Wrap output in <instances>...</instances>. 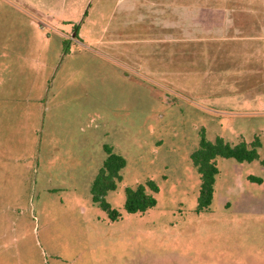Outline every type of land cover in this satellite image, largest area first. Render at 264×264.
Wrapping results in <instances>:
<instances>
[{
	"label": "rangeland",
	"instance_id": "1",
	"mask_svg": "<svg viewBox=\"0 0 264 264\" xmlns=\"http://www.w3.org/2000/svg\"><path fill=\"white\" fill-rule=\"evenodd\" d=\"M125 2L0 0V264H264L260 5L187 35L141 29ZM202 129L262 147L217 158L199 211ZM104 144L127 160L106 195L117 220L92 199ZM149 179L156 205L128 212L126 187Z\"/></svg>",
	"mask_w": 264,
	"mask_h": 264
},
{
	"label": "trees",
	"instance_id": "2",
	"mask_svg": "<svg viewBox=\"0 0 264 264\" xmlns=\"http://www.w3.org/2000/svg\"><path fill=\"white\" fill-rule=\"evenodd\" d=\"M260 147H262V142L259 137H255L251 142L242 140L237 144H232L222 136L210 140L207 138L206 130H201L199 147L191 153L192 162L201 179L198 197L199 211L209 208L212 204L216 177L219 173L217 158L232 157L240 162H252L260 159ZM104 150L107 156L93 180L91 186L92 199L109 213L111 219L117 220L120 213L107 201L106 195L109 191L115 190L119 182L123 180L122 170L126 167L127 160L122 154L115 152L109 144H104ZM261 162L264 164V159ZM250 178L256 179L255 177ZM257 180L262 181L261 178H257ZM159 190L158 184L152 179L138 184L136 187L127 186L125 189V209L130 213L146 212L156 205L155 193Z\"/></svg>",
	"mask_w": 264,
	"mask_h": 264
},
{
	"label": "crops",
	"instance_id": "3",
	"mask_svg": "<svg viewBox=\"0 0 264 264\" xmlns=\"http://www.w3.org/2000/svg\"><path fill=\"white\" fill-rule=\"evenodd\" d=\"M124 2L125 15L127 18L135 16L138 24L141 23V29L166 34L177 29L187 35L217 34L221 33L219 31L224 27L238 29L239 24L236 23L237 19L234 16L240 11L229 5L259 4L260 6L248 11L247 18L250 26L258 24V29L264 32V0H124Z\"/></svg>",
	"mask_w": 264,
	"mask_h": 264
}]
</instances>
